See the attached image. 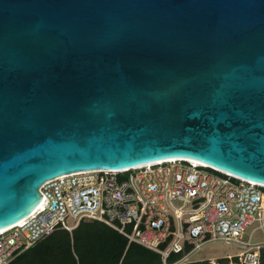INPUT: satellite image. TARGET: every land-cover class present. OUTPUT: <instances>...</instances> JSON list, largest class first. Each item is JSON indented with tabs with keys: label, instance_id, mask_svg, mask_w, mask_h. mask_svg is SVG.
Segmentation results:
<instances>
[{
	"label": "water",
	"instance_id": "1",
	"mask_svg": "<svg viewBox=\"0 0 264 264\" xmlns=\"http://www.w3.org/2000/svg\"><path fill=\"white\" fill-rule=\"evenodd\" d=\"M167 159L264 185V0H0V230Z\"/></svg>",
	"mask_w": 264,
	"mask_h": 264
},
{
	"label": "built area",
	"instance_id": "2",
	"mask_svg": "<svg viewBox=\"0 0 264 264\" xmlns=\"http://www.w3.org/2000/svg\"><path fill=\"white\" fill-rule=\"evenodd\" d=\"M39 190L40 205L0 232V264L56 228L71 231L82 219L100 221L128 243L157 252L161 264H218L214 257L190 258L210 241L238 247L227 255L228 264H261L264 185L207 164L176 159L82 170L48 179Z\"/></svg>",
	"mask_w": 264,
	"mask_h": 264
},
{
	"label": "trees",
	"instance_id": "3",
	"mask_svg": "<svg viewBox=\"0 0 264 264\" xmlns=\"http://www.w3.org/2000/svg\"><path fill=\"white\" fill-rule=\"evenodd\" d=\"M175 257L172 255L171 259ZM6 264H161V260L157 252L135 242L128 243L125 236L108 225L82 219L71 231L56 228ZM218 264H228V260L221 259Z\"/></svg>",
	"mask_w": 264,
	"mask_h": 264
},
{
	"label": "rangeland",
	"instance_id": "4",
	"mask_svg": "<svg viewBox=\"0 0 264 264\" xmlns=\"http://www.w3.org/2000/svg\"><path fill=\"white\" fill-rule=\"evenodd\" d=\"M257 236V235H256ZM238 247L225 243L223 241H210L206 243L202 249L196 251L193 255H191V259H207V258H218L219 260L221 259H226L227 255L232 254L234 255L235 253L238 252ZM233 260H236V258H233Z\"/></svg>",
	"mask_w": 264,
	"mask_h": 264
},
{
	"label": "bare ground",
	"instance_id": "5",
	"mask_svg": "<svg viewBox=\"0 0 264 264\" xmlns=\"http://www.w3.org/2000/svg\"><path fill=\"white\" fill-rule=\"evenodd\" d=\"M173 160H176V159H167V160H163V161H173ZM187 161H190V162H194V163H197V164H202L200 162H197V161H194V160H191V159H186ZM158 162H161V161H158ZM158 162H155V163H158ZM7 229V228H5ZM5 229H1L0 232L4 231Z\"/></svg>",
	"mask_w": 264,
	"mask_h": 264
}]
</instances>
